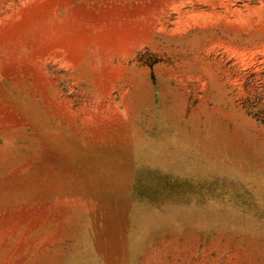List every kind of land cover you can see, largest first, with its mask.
<instances>
[{"label": "rangeland", "instance_id": "obj_1", "mask_svg": "<svg viewBox=\"0 0 264 264\" xmlns=\"http://www.w3.org/2000/svg\"><path fill=\"white\" fill-rule=\"evenodd\" d=\"M259 101L264 0H0V264H264Z\"/></svg>", "mask_w": 264, "mask_h": 264}, {"label": "trees", "instance_id": "obj_2", "mask_svg": "<svg viewBox=\"0 0 264 264\" xmlns=\"http://www.w3.org/2000/svg\"><path fill=\"white\" fill-rule=\"evenodd\" d=\"M247 108H249L250 112H252L257 119H259L264 124V117H260V114L264 113V104L257 102L247 105Z\"/></svg>", "mask_w": 264, "mask_h": 264}]
</instances>
